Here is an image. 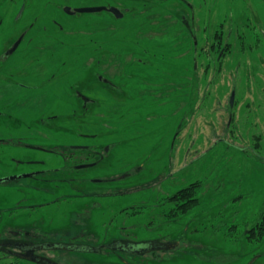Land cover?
I'll use <instances>...</instances> for the list:
<instances>
[{
	"label": "rangeland",
	"instance_id": "374dc122",
	"mask_svg": "<svg viewBox=\"0 0 264 264\" xmlns=\"http://www.w3.org/2000/svg\"><path fill=\"white\" fill-rule=\"evenodd\" d=\"M187 1L199 48L229 30L235 42L228 76L212 63L200 73L199 94L190 69L192 37L180 20L191 19ZM77 3L116 6L123 16L66 12V4ZM263 29L264 0H0V139H10L0 143V238L35 223L56 233L50 238L77 236L84 246H105L43 253L59 264H264V238L246 233L264 208V133L242 144L224 128L232 78L249 72L252 81L264 72V45L254 47ZM84 53L94 57L86 60ZM206 54L199 60L204 66ZM18 138L50 148L110 150L97 165L77 170L51 152L16 146ZM46 157L47 165L26 162ZM40 168L50 169L49 177L75 179L44 183L23 176ZM196 182L200 202L174 220L162 216L171 207L166 195ZM48 201L49 209L24 207ZM124 237L177 239L181 247L142 260L127 251L119 257L109 244ZM3 253L0 264H41Z\"/></svg>",
	"mask_w": 264,
	"mask_h": 264
},
{
	"label": "flooded vegetation",
	"instance_id": "af4514ba",
	"mask_svg": "<svg viewBox=\"0 0 264 264\" xmlns=\"http://www.w3.org/2000/svg\"><path fill=\"white\" fill-rule=\"evenodd\" d=\"M186 5L189 6L190 10L192 11L191 19L184 18L182 15L180 16V20L182 22V25L188 30L192 37L193 41V56L191 61V75L194 81V88L193 91L197 94L200 93V73L203 70H206V73H208L209 69L211 68V64L213 63V70L214 65H218L219 69L223 71V73H226L228 76L229 74V58L227 57L229 52L233 53V48L235 46V42L231 41V31L229 30L227 34L224 36V34H220L219 36H216L215 39H211L206 44V47L199 48V40L196 35L197 32V26L198 23L196 22L195 13H194V7L193 5L188 4V1L185 2ZM182 11V9L180 8ZM222 30H224L222 28ZM25 37L27 35V31L24 32ZM24 37V38H25ZM239 37V44L240 47H243L245 45V36L244 34H241ZM244 37V38H241ZM24 40V39H23ZM22 40V41H23ZM22 43V42H21ZM237 44V43H236ZM261 45H264V29L262 30V35H259V39H256L254 41V47L259 48ZM259 46V47H258ZM203 51H206L207 58H206V67L203 64H200V55H203ZM230 53V54H231ZM215 54H218V56L215 58V60L212 58ZM212 58V61L210 60ZM264 58V56L262 57ZM261 58V59H262ZM237 68H239V71L243 68V63L241 61H238ZM261 65L263 63L261 62ZM241 68V69H240ZM205 72V71H204ZM100 77L104 79V75L100 73ZM247 77L241 78L240 74L238 73V77H233L231 80V87H230V95L227 105H225V113L228 116V119L225 124V131L228 133V136L233 141H238L239 143H246L248 140H254L258 138L263 137V125H264V72L261 74V76H257V74H254V79L250 80V74L247 72ZM244 79H247L246 85H243ZM105 80V79H104ZM249 80V81H248ZM110 81V80H108ZM106 82V80H105ZM111 82V81H110ZM109 82V84H110ZM24 88L29 89L32 85H27L21 82ZM246 86V87H245ZM244 95V103L240 105L238 103V95L241 94ZM27 93V91H26ZM79 96H83L81 92H79ZM77 97V96H76ZM86 97V96H85ZM79 98V97H78ZM85 103V109L88 107V103L91 101L88 96L84 99ZM21 103L28 101L27 94L23 98V100H20ZM24 125L29 126L28 124L24 123ZM244 131V133H243ZM41 132V131H39ZM45 132V131H42ZM38 134V133H37ZM45 135H41L43 139ZM93 136V135H91ZM225 138H222L224 140ZM8 140L2 138L0 139V143L3 145H8ZM227 140V139H225ZM229 143L230 141L227 140ZM243 144V143H242ZM16 146L19 145H26V148H37L39 151H43L46 153L53 154L54 156H59L62 158V162L66 163L65 168L70 169H87L88 167L95 166L101 160H103L107 153L110 150V147L108 148V151L105 152V147H99L98 145L94 144H78V145H72L69 148H62L61 146H54L53 148H50L47 145H42L40 143H34L27 144L24 143L18 138V141L15 142ZM244 153L251 154V151L243 146L242 147ZM247 150V151H246ZM258 154V153H256ZM50 157V155H48ZM257 156V155H256ZM261 157L263 155L260 153ZM48 157L42 158V160H27L26 162L39 164V165H47L48 164ZM19 162H22L19 161ZM60 168H55L54 170H59ZM50 172V169L40 168L35 169L29 173H26L30 176H25L30 179L38 180L40 182H69L73 181L75 178H67V177H52L47 176V173ZM21 178V177H20ZM14 179H19V177H15ZM3 181V180H2ZM181 190V189H180ZM178 190V191H180ZM176 191V192H178ZM174 192V193H176ZM173 193V194H174ZM173 194L166 195V203H168L171 207L169 209H166L162 211V216L168 218V219H176L179 214L175 215L174 217L170 216L172 214H175V211H172L173 208V202L169 200V198ZM182 203V201H181ZM50 201L48 202H38L35 204H28L25 207V209H34V208H50ZM176 207V206H175ZM50 212V211H49ZM170 217V218H169ZM261 219V215L260 218ZM258 219V220H259ZM257 220V221H258ZM257 221L255 223H257ZM16 229H7L5 236L0 238V252H4V257L6 256H13L14 258H17V260L20 259H26L19 255H16V253L26 254L31 257L36 256H46L49 257L43 253L50 252V250L53 251H92L93 248H95V251H102L105 246H97V245H90L86 244V246L76 243V237H72V241H63L59 239L50 238V235L56 234V233H50L43 231V229L40 226L35 225V223L29 225L28 223L25 224H19L15 227ZM247 229V237L250 235V230ZM255 239V238H254ZM76 240V241H75ZM252 240V239H251ZM113 243H118L115 246H111L112 253H114L116 256L121 255V251L129 253V255H136L139 256L142 259L152 251H155L151 254H156L158 250L160 251H171L172 249H176L177 247H181L180 240L177 239H169V240H162L161 238H153L149 240H137L134 237H124V238H116L112 239L111 243L109 245H112ZM142 245V248H139L138 246ZM67 246V248H64ZM137 246V248H134ZM175 247V248H174ZM166 250V251H165ZM94 251V250H93ZM120 257V256H119ZM28 261H31L29 259H26ZM34 262V261H33Z\"/></svg>",
	"mask_w": 264,
	"mask_h": 264
},
{
	"label": "trees",
	"instance_id": "16d2710c",
	"mask_svg": "<svg viewBox=\"0 0 264 264\" xmlns=\"http://www.w3.org/2000/svg\"><path fill=\"white\" fill-rule=\"evenodd\" d=\"M121 18V17H119ZM91 46H86L83 50L84 52H91L90 51ZM93 51V49H92ZM83 51L79 50V53H82ZM86 52V53H87ZM86 53H84V57L85 55H87ZM83 55H80L81 58L83 57ZM93 56H88L87 55V59H90ZM72 58V57H69ZM200 182H196L191 184L188 187H185L183 189H181L180 191L174 193L169 200L173 202V208L172 211H175V214H172L170 216L174 217L177 213L181 214V213H186L187 211H189L190 209H192L194 206H196L199 202H200V198L198 196V193L196 191V188L200 185ZM182 201V203H181ZM176 206V207H175ZM177 214V215H178ZM170 218V217H169ZM250 235H248V238L251 240L253 238L255 239H260L261 237L264 238V208L262 210L261 213V219H259L257 221V223H255L254 225H252V229L250 230Z\"/></svg>",
	"mask_w": 264,
	"mask_h": 264
},
{
	"label": "water",
	"instance_id": "95a60500",
	"mask_svg": "<svg viewBox=\"0 0 264 264\" xmlns=\"http://www.w3.org/2000/svg\"><path fill=\"white\" fill-rule=\"evenodd\" d=\"M67 13H72L71 9L70 8H66L65 9ZM104 10H108L112 13H114L117 17H122L123 16V13L122 11L116 7V6H91V7H88V8H84V9H80V8H76L74 12H80V13H85V12H88V13H94V12H101V11H104ZM25 37V33H23L18 39L17 41L15 42V44L13 45V47L8 51L9 54L13 53L17 48L18 46L21 44L22 40L24 39ZM25 176H30V175H25ZM15 177H12L11 179H14ZM3 179H0V182H2ZM118 244V243H116ZM115 243H113L112 245L110 246H115L116 245ZM64 248H67V246H65ZM93 250L95 251V248H93ZM16 255H19L23 258H26V259H29L31 261H34V262H37V263H41V264H59L55 259L53 258H50V257H46V256H36V257H31L29 255H26V254H21V253H16Z\"/></svg>",
	"mask_w": 264,
	"mask_h": 264
},
{
	"label": "snow or ice",
	"instance_id": "6c2138e0",
	"mask_svg": "<svg viewBox=\"0 0 264 264\" xmlns=\"http://www.w3.org/2000/svg\"><path fill=\"white\" fill-rule=\"evenodd\" d=\"M65 8H80V9H84V8H88L91 7V5L86 4V3H77V4H66L64 6Z\"/></svg>",
	"mask_w": 264,
	"mask_h": 264
},
{
	"label": "bare ground",
	"instance_id": "6f19581e",
	"mask_svg": "<svg viewBox=\"0 0 264 264\" xmlns=\"http://www.w3.org/2000/svg\"><path fill=\"white\" fill-rule=\"evenodd\" d=\"M206 78V77H205Z\"/></svg>",
	"mask_w": 264,
	"mask_h": 264
}]
</instances>
